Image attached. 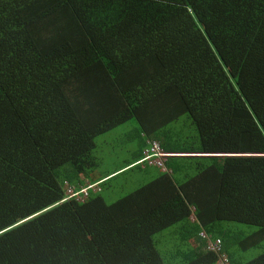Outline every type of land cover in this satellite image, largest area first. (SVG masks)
Wrapping results in <instances>:
<instances>
[{
    "label": "trees",
    "instance_id": "1",
    "mask_svg": "<svg viewBox=\"0 0 264 264\" xmlns=\"http://www.w3.org/2000/svg\"><path fill=\"white\" fill-rule=\"evenodd\" d=\"M223 254L264 264V0H0V264Z\"/></svg>",
    "mask_w": 264,
    "mask_h": 264
},
{
    "label": "rangeland",
    "instance_id": "2",
    "mask_svg": "<svg viewBox=\"0 0 264 264\" xmlns=\"http://www.w3.org/2000/svg\"><path fill=\"white\" fill-rule=\"evenodd\" d=\"M135 124L136 123H134V121H132V120L128 121V122L122 124L121 126H119L117 128H114L112 130L107 131V133L106 134L104 133V135L101 137L102 139L109 138V137L116 138L115 142L117 143L115 145L116 146V152H114L115 147H113L111 149V152H113V153H110V152L104 153V165H103V167L115 168L118 166H123L125 160L130 159L132 157V154H133L131 152L132 146H135V143L138 142V139H137L138 137H136L137 135L135 136V133H134V125ZM130 132H131V136H127V134L130 135ZM126 136L128 137L127 139H126ZM112 140H114V139H112ZM126 140H129V142H127ZM97 141H98V143H100V146H102V142H99L100 138L97 139ZM121 141H123V142L121 143ZM141 166H142V168H145L146 164H142ZM142 168L136 167L133 169V171H131V173L128 176L122 178V182H125V184L127 186L126 191H128L130 189V185H129L130 179L128 177L134 178L135 180L138 179L139 177L142 176V174H141ZM67 191H68V193H71L72 190H71V188H68ZM110 194H111V190H110V188H107L104 191V195L109 196ZM244 228L247 231H251V230L255 229L252 226H245V227L243 226V229ZM260 251L261 250L259 249L258 252H260Z\"/></svg>",
    "mask_w": 264,
    "mask_h": 264
},
{
    "label": "built area",
    "instance_id": "3",
    "mask_svg": "<svg viewBox=\"0 0 264 264\" xmlns=\"http://www.w3.org/2000/svg\"><path fill=\"white\" fill-rule=\"evenodd\" d=\"M168 153L164 152L157 141H151L150 147L146 149L144 158L139 161L140 163L147 162L148 164L157 165L165 169V158ZM73 195V194H72ZM201 235L208 238V248L214 251H220L222 240L220 238L211 239L206 233L202 232ZM227 255H221L219 264H228Z\"/></svg>",
    "mask_w": 264,
    "mask_h": 264
},
{
    "label": "crops",
    "instance_id": "4",
    "mask_svg": "<svg viewBox=\"0 0 264 264\" xmlns=\"http://www.w3.org/2000/svg\"><path fill=\"white\" fill-rule=\"evenodd\" d=\"M127 136H131V134H130V135L127 134ZM127 136H126V139L128 138ZM101 137H102V136H101ZM101 137H100V139H101L100 142H101V141H104V142L106 143V144H105V143H104V144H105V146H106L108 149H109V147H110V150H111L113 147H115V149H116V146H115V145L117 144V143L115 142L116 138L109 137V138H104V139H102ZM129 138H130V137H129ZM112 139H114V140H112ZM129 140H130V139H129ZM129 140H126V141L129 142ZM122 142H123V141H121V143H122ZM108 146H109V147H108ZM112 156H113V155H112Z\"/></svg>",
    "mask_w": 264,
    "mask_h": 264
}]
</instances>
